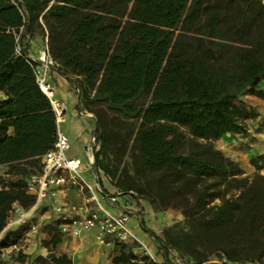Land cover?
<instances>
[{
    "label": "trees",
    "instance_id": "obj_1",
    "mask_svg": "<svg viewBox=\"0 0 264 264\" xmlns=\"http://www.w3.org/2000/svg\"><path fill=\"white\" fill-rule=\"evenodd\" d=\"M36 35L95 117L96 168L155 211L182 212L165 250L183 264H264V161L246 176L214 145L243 130L241 94L264 96V0H0V166L23 179L0 185V234L14 204L34 203L27 180L57 139ZM114 263L159 264L125 248Z\"/></svg>",
    "mask_w": 264,
    "mask_h": 264
},
{
    "label": "crops",
    "instance_id": "obj_2",
    "mask_svg": "<svg viewBox=\"0 0 264 264\" xmlns=\"http://www.w3.org/2000/svg\"><path fill=\"white\" fill-rule=\"evenodd\" d=\"M45 41L44 48L47 39H45ZM29 55L33 60L39 63V55L34 54L31 48L29 49ZM39 70L42 71L43 69L40 67ZM47 79L54 88L57 99L64 103L67 108V115L64 122L60 125V131L65 134L70 141L71 149L69 155L82 160L83 175L89 182L93 183L95 181L93 170V175L91 174L89 177L86 176V173L91 171L92 161L88 148L91 143V138L96 131V121L93 118L79 115L80 93L76 78L65 75L57 67H54L47 72ZM256 91L264 94V79ZM239 101L243 103L245 111L248 114L243 122V130L235 134H225L222 138L217 140L216 148L221 150L234 163L238 164L245 173H252L256 172L252 160L261 158L264 161V96H258L246 91L240 95ZM71 104L76 106L78 113H76V111L73 112L70 118L68 111L70 110ZM65 123H69V125L64 132L61 126ZM8 135L14 136L13 128L8 129ZM73 146H76L79 152L72 153ZM85 158L86 163L84 162ZM261 162L262 161H260V163ZM100 180V186L107 196H118L121 193L113 186L106 176H100ZM82 200L77 189L71 188L63 189L58 193L57 197L44 201L40 205L37 214L27 222L34 225L33 220L37 219L38 225H36L37 230L30 233L33 238L28 240L34 242V244L29 246L26 251L38 255L43 249L40 240L48 237V234L43 233L42 229L45 225H54L58 228V232H56L55 235L60 239L55 249L58 256L67 255L72 260L73 264H115L114 258L120 254L121 250L99 243L96 240V231L83 232L78 236L63 235L60 233V224L63 220L61 219L62 216L56 212V208L67 204H77L82 202ZM103 205L107 210L115 214L123 212L128 207H135L133 201L124 197L117 198V201H111L109 197H106L103 199ZM142 208L141 219L133 216L129 223L132 233L139 242L136 244L134 241H131L123 248L132 250L133 253L139 257L147 255L159 264H164L166 262L177 264L179 259L176 257L175 252L173 253L171 250L166 251L159 236L150 230L151 228L148 222H145L144 203ZM13 210L22 212L23 208L16 203L13 206ZM12 214L13 213H11L10 216H12ZM38 233H40V240L37 242L35 238ZM3 234L4 233L1 234V237ZM219 263L231 264L225 260L214 264Z\"/></svg>",
    "mask_w": 264,
    "mask_h": 264
},
{
    "label": "built area",
    "instance_id": "obj_3",
    "mask_svg": "<svg viewBox=\"0 0 264 264\" xmlns=\"http://www.w3.org/2000/svg\"><path fill=\"white\" fill-rule=\"evenodd\" d=\"M18 52H20V48ZM38 62L36 80L40 89L50 101L52 112L55 115L57 139L54 147L42 157L41 169L27 180V193L34 198V203L28 210H22L20 217L11 225L27 223L37 214L40 205L44 201L57 197L58 193L63 189L75 188L82 197V202L56 208V212L62 216L61 219L63 220L60 224L61 234L78 236L83 232L96 231V240L99 243L120 250L131 241L139 242L132 233L129 223L133 216L141 219L143 200L133 193L107 196L101 188L100 176H105V174L97 168L96 171L93 169L95 154L100 146L96 131L88 148L92 161L90 169L94 172L95 181L91 183L84 177L82 160L69 155L71 149L70 141L60 131V125L64 122L67 115V108L64 103L57 99L55 90L47 79V72L57 67V63L50 56L47 43L39 54ZM40 67L43 69L42 71L39 70ZM79 115L95 119L93 114L88 113L84 109L79 110ZM106 197H109L111 201H117L119 197L129 198L130 201H133L135 207H128L123 212L115 214L104 207L103 199ZM9 226L10 224L7 223L5 229ZM31 229L36 231L37 226L32 225Z\"/></svg>",
    "mask_w": 264,
    "mask_h": 264
},
{
    "label": "rangeland",
    "instance_id": "obj_4",
    "mask_svg": "<svg viewBox=\"0 0 264 264\" xmlns=\"http://www.w3.org/2000/svg\"><path fill=\"white\" fill-rule=\"evenodd\" d=\"M45 38L40 35H36L33 40L30 41V48L33 50L34 54H40L39 52H42L44 49V43ZM77 112L76 106L70 105V110L68 111V115L70 118L73 115V112ZM90 113V112H88ZM92 114V113H91ZM69 123H65L61 128L63 131H66L67 126ZM216 142H214L215 147ZM79 152V149L76 146H73L72 153ZM86 156V155H85ZM84 162L86 163V158L84 159ZM25 168V166H22ZM91 170V169H90ZM30 172V171H29ZM35 174V173H34ZM93 175L92 170L89 173H86V176L89 177ZM256 172L252 173H246V176H254ZM104 177V176H102ZM19 180H23L22 177L19 175H15L11 173L10 168L8 166H0V185L1 187H9L15 183H17ZM145 204V212H144V220L145 222H148L149 227L156 235L159 236L160 239L163 238L164 230L168 227H172L177 224H183L185 219L181 211L176 209H169L164 212H157L155 211L148 202L144 201ZM218 202V201H217ZM19 204V203H18ZM23 210H28L32 205L22 206V204H19ZM12 216H9L8 218V224L10 226L2 233H4L1 237L0 234V264H49V260L52 256H58L55 252L57 244L54 243L55 241V233L58 232V228L54 225H45V227L42 229L43 233L48 234V237L45 239L39 238L40 233H38L35 240L38 242L40 240L41 246L43 249L40 251L38 255L32 254L27 252V248L34 244V242L28 241L29 239L33 238L31 236V223H24L22 225H11L15 220H17L20 215L21 211L13 210ZM11 215V214H10ZM11 217V218H10ZM34 225L37 224V219L33 220ZM36 243V242H35ZM138 244L137 242H135ZM132 251V250H128ZM173 253L175 252L176 257L179 259L177 264H183L186 263V258L182 259L179 254L171 250ZM133 252V251H132ZM137 256V255H136ZM147 256V255H146ZM142 257V256H140ZM224 259L219 257H212L210 258V261L208 264H214L216 262H222ZM48 262V263H47ZM222 264V263H219Z\"/></svg>",
    "mask_w": 264,
    "mask_h": 264
},
{
    "label": "water",
    "instance_id": "obj_5",
    "mask_svg": "<svg viewBox=\"0 0 264 264\" xmlns=\"http://www.w3.org/2000/svg\"><path fill=\"white\" fill-rule=\"evenodd\" d=\"M93 169H94V171H96V166L95 165H93Z\"/></svg>",
    "mask_w": 264,
    "mask_h": 264
},
{
    "label": "bare ground",
    "instance_id": "obj_6",
    "mask_svg": "<svg viewBox=\"0 0 264 264\" xmlns=\"http://www.w3.org/2000/svg\"><path fill=\"white\" fill-rule=\"evenodd\" d=\"M43 51V50H42ZM40 53V52H39Z\"/></svg>",
    "mask_w": 264,
    "mask_h": 264
}]
</instances>
